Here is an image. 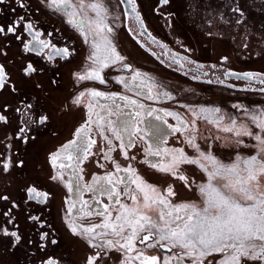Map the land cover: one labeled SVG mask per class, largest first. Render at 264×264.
I'll list each match as a JSON object with an SVG mask.
<instances>
[{
    "label": "snow or ice",
    "instance_id": "obj_1",
    "mask_svg": "<svg viewBox=\"0 0 264 264\" xmlns=\"http://www.w3.org/2000/svg\"><path fill=\"white\" fill-rule=\"evenodd\" d=\"M0 6V12L7 8L10 13L0 15V253L22 252L30 264H62L63 251L71 255L73 248L82 252L74 264H264V107L250 109L237 100L231 105L236 112L229 114L220 107L197 111L177 101L185 115L160 108L145 113V104L137 99L98 90L96 83L108 85L113 69L131 74L114 77L126 89L138 78L152 79L135 69L115 42L119 21L134 37L147 34L159 43L145 25L138 0H118L117 6H124L120 14L104 0H0ZM221 7L217 0H155L152 11L167 19L169 27L185 22L187 15L193 23L222 22L240 28L245 38L255 41L259 35L264 42V0H231L227 14L203 15ZM52 15L64 18L87 46L71 74L70 90L59 68L48 75L41 63L57 57L71 63L78 55L75 47L53 42L59 29L45 27ZM131 19L136 27L126 23ZM159 47L169 66L194 63L176 53L169 56L166 44ZM243 47L248 49V43ZM228 59L221 57V63ZM13 68L22 80L13 78ZM224 75L249 81L240 91L264 95V73L228 69ZM225 79L207 83L237 88ZM253 81L259 87H251ZM24 85L36 90L30 100ZM155 86H148L146 99L156 98ZM158 96L175 101L168 91ZM13 113L20 114L15 126ZM146 118L163 127L143 126ZM201 118L230 136L199 142ZM62 129L69 135L61 141ZM176 134L182 146L169 147V137ZM218 140L224 143L217 145ZM52 141L58 146L47 147ZM220 147L234 149V154L222 158ZM134 149L144 152L143 160ZM90 162L105 171L89 180ZM61 187L67 191L64 232L44 215ZM85 193L91 194V203ZM20 214L33 222L38 238L21 230Z\"/></svg>",
    "mask_w": 264,
    "mask_h": 264
},
{
    "label": "flooded vegetation",
    "instance_id": "obj_2",
    "mask_svg": "<svg viewBox=\"0 0 264 264\" xmlns=\"http://www.w3.org/2000/svg\"><path fill=\"white\" fill-rule=\"evenodd\" d=\"M104 2L109 6L110 11L116 14H120L124 10V6H117L118 0H104ZM217 2L223 4L224 7H221L218 11L203 13L205 17L209 15L218 17L220 12L227 14V5L231 0H217ZM254 2L259 3V0H254ZM154 3L155 0H138L148 31L151 32L152 36H154L159 43L168 46L170 50L169 56L176 53L179 57H186L188 60L194 61V63L187 64L182 60L181 62L184 63L183 68H180L179 65L169 66L168 56L161 55L163 50L159 47V43H152L147 34L139 38L134 37L129 34L126 27L122 26L120 22L117 21L118 31L115 42L119 50L123 55L128 57V62L131 63L135 69L142 73H147L148 77L152 79L148 80L144 77L138 78L137 81L133 82L130 87L126 89L123 85L117 84L114 77L123 76L130 78L131 74L113 69L111 70L112 78H110L108 85H99L98 82L96 83L98 90H111L137 99L145 104V113L150 108L177 111L178 104L176 102L180 99L179 97L183 98V95L192 99L225 100L229 102V107L233 111L236 110L233 109L231 105L237 100L251 107L254 106L252 102L259 100L260 96H264L258 92L240 91L239 89L249 87V81H237L234 77L225 79L224 75L228 69L237 73H264V42L260 40L259 35H257L255 41H253L251 37L245 38L240 28L223 25L222 22L221 26H212L208 24L206 20L203 23H193L192 17L187 15L185 16V22H177L174 26L169 27V21L167 19L161 18L152 11V5ZM189 11L191 10L189 9ZM0 15L7 16L10 15V13L7 8H4V10L0 12ZM229 19L231 20L232 17L229 16ZM121 20H124L122 15ZM126 23L136 27L134 19ZM45 27L49 31L59 29V34L55 35L53 39V42L56 43L58 47L67 44L78 50V55L72 58L71 63L59 57L53 61L41 60V63H44L49 69L48 75H51V70L59 68L63 74L66 90H70L71 74L79 68L80 62L84 59L86 54L87 46L83 45L79 34L67 25L64 22V18L59 15H52L50 20L46 19ZM209 29L211 30L210 35ZM244 43H248V49L243 47ZM12 51L15 53L17 49L13 48ZM152 53H156V55L154 56ZM29 55H32L34 59L40 60V57H35L34 54ZM223 56H227L229 59L227 62L221 63V57ZM160 60H164V63L162 64ZM197 65H202V67L197 69ZM186 71L188 73L187 75H185ZM204 73H208V75L205 76L203 75ZM38 75H40L41 78L47 79L43 73H39ZM193 76H199V79H193ZM217 77L225 79L226 84H236L237 88L230 89L219 83H207V80L212 79L215 81ZM13 78L18 81L23 79L15 68H13ZM153 83L156 86L152 89V95L156 98L146 99L145 97L148 95V86ZM162 83H167L174 87L176 86V88L187 90L193 94H186L181 90L178 92L177 90L174 91L162 88ZM251 87L257 88L259 85L253 81L251 82ZM162 91L170 92L175 97V101H167L163 96H158V93ZM24 92L29 93L27 99L30 100L32 94L35 93L36 90L30 89L29 85H24ZM163 102L169 103L164 104ZM249 103L251 105H249ZM219 107L221 108V106ZM13 117L15 118L13 126H15V123L20 119V114L13 113ZM121 119H123V117H121ZM166 119L169 120V123H177V121L171 117H166ZM117 123L119 124V121H117ZM143 126L149 129H154V126L163 127L158 121L152 118H146ZM61 132L60 140L62 141L69 135V132L67 129H62ZM179 136L180 134H176L175 136L169 137L168 146L178 147V141L182 139V137L178 139L177 137ZM58 143V141H52L46 146L51 148L54 145L58 146ZM153 143H155V141H153ZM141 147H143V145H141ZM132 151L136 153L138 160L144 159L143 151H137L135 149ZM120 159L122 160V157H120ZM139 167L140 166L137 165L138 170ZM29 171H32L31 166ZM86 171L89 173L88 179L90 180L91 174L102 175L105 169H100L95 163L90 162L87 165ZM13 194L17 197L21 195V193L16 192L14 189ZM66 195V189L61 187L60 190L56 192L55 197L50 200L44 212V215L53 222L54 226L59 229L60 232L65 231L63 217L64 208L66 207L64 204ZM90 197L91 194H84V199L88 200L89 203H91ZM32 203L35 204V202ZM0 207H3V205H0ZM36 207L42 208L44 205H36ZM32 211L33 214H39L35 210ZM18 219L20 221L21 230L24 231L26 235L38 238L33 229V222L25 220L24 214H20ZM30 251L34 253L35 248L30 247ZM80 255H82V252L79 248H73L71 250V255H69V251L65 249L63 251L62 264H74V262L78 261ZM0 264H30V260L26 258L22 252H16L15 255H3L0 253Z\"/></svg>",
    "mask_w": 264,
    "mask_h": 264
},
{
    "label": "rangeland",
    "instance_id": "obj_3",
    "mask_svg": "<svg viewBox=\"0 0 264 264\" xmlns=\"http://www.w3.org/2000/svg\"><path fill=\"white\" fill-rule=\"evenodd\" d=\"M162 88H166L168 90H174V91L177 90L178 92H179V90H181L182 92H184L186 94H193L187 90H182V89L176 88V86L175 87L170 86L167 83H162ZM183 96H184L183 98L179 97L180 98L178 100L179 104L192 105L197 109V111L201 106L208 107V108H214V107L221 106V109L223 111L229 113V114H234L236 112V111H233L232 109H230L229 102L225 101V100L223 101V100L203 99V98L202 99H192L189 97H185V95H183ZM163 103L166 104L169 102H166V103L163 102ZM252 104H254V106L249 107L250 109L256 108V107H264V96H260L259 100L252 102ZM249 105H251V104L249 103ZM176 110L179 111L182 115L186 114L185 108H181L178 106V108ZM198 115L203 116V114H200L199 112H198ZM189 118H191V117L189 116ZM197 127L199 130L198 139H199V142H201V143H203L205 139H210L212 136L225 137V138L230 136V134L224 133V132L218 130L213 124L208 123L207 121H205L202 118L197 120ZM244 140L246 142H249V138H247V137H245ZM223 143H224L223 140L216 141L217 145H222ZM178 144H179L178 147L182 146L180 141H178ZM188 151H191V149H188ZM229 153L234 154V149L227 148V147H220L219 154L222 155V158H226ZM243 154L247 155V154H249V152L245 151Z\"/></svg>",
    "mask_w": 264,
    "mask_h": 264
}]
</instances>
